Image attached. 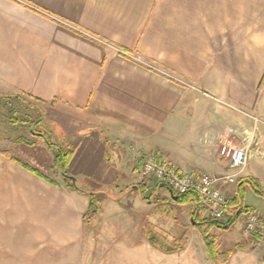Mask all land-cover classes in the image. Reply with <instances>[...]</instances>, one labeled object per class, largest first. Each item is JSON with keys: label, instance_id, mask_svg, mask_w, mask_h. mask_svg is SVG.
<instances>
[{"label": "crops", "instance_id": "1", "mask_svg": "<svg viewBox=\"0 0 264 264\" xmlns=\"http://www.w3.org/2000/svg\"><path fill=\"white\" fill-rule=\"evenodd\" d=\"M257 2L264 0H0V98L19 103L26 130L29 119L41 121L57 132L55 143L75 150L67 172L77 182L121 185L114 180L140 173L148 153L183 173L222 174V146L245 142L251 153L239 178L264 191ZM16 121L0 116V264H76L91 186H67L43 138L9 133ZM153 181L146 194L160 183ZM142 182L134 186L140 198ZM113 222L125 225L105 226ZM138 246L136 237L131 248L117 247Z\"/></svg>", "mask_w": 264, "mask_h": 264}, {"label": "rangeland", "instance_id": "2", "mask_svg": "<svg viewBox=\"0 0 264 264\" xmlns=\"http://www.w3.org/2000/svg\"><path fill=\"white\" fill-rule=\"evenodd\" d=\"M263 5V2H257L256 5L257 42L259 37H264V33L262 34L264 32ZM190 85L195 88L193 84ZM5 101L0 98V116L10 112L17 119L8 129L9 133L20 136L19 138L21 136L23 139L28 138V140H33L32 142H39L40 137L35 135L31 129L26 130L24 122L18 124V121L21 122L23 118L28 119L22 111L15 107L16 105L20 108L19 103ZM28 122L32 129L44 131L52 142L61 141L56 131L54 134L51 133L50 125L35 124L34 120L30 119ZM44 127H46L45 130ZM133 173L129 176L127 173L124 177L114 180L116 183H122L121 185L105 187L101 182L88 183L78 178L79 186L86 188L91 186L90 191L96 192L97 195L100 194V210L101 207L102 210L94 214L88 221L85 220V249L83 257L76 259V264H119V262L122 264H134V262L138 264L151 262L154 264L158 262L161 264H212L201 236L200 227L197 228L192 223V209L200 203L192 205L178 202L173 199L167 187L161 186L152 187L146 194V200L142 199L143 195L140 198L139 192L134 186L140 184V181L147 177L142 176L139 172ZM153 180L147 178L146 183L151 187ZM231 188H233L232 192L228 189L227 192L232 199L236 200L235 203L243 200L246 207L258 208L264 213L262 209L264 197L256 193L251 186L240 182V184H231ZM147 199L151 202H147ZM205 216L209 217L210 215L206 212ZM244 217L245 213H242L229 228H216L212 232L218 236L221 250L232 249L234 250L233 255L238 251H245L240 257L233 259V255L231 256L230 261L232 259L233 264H264V243H262L263 246L257 247L253 241L246 240L243 234L240 236L241 228H244L242 227ZM110 219H122L125 225L117 226L118 223L115 221L117 225L113 222V225L105 226ZM134 220L139 225H135ZM227 221L228 219L225 218L222 222L226 223ZM150 225L163 234L171 245H176L181 249L174 253H167L151 244L148 237ZM136 237L138 241L142 242V246H138L137 250L118 249V245L123 248H131ZM113 246H115L114 249Z\"/></svg>", "mask_w": 264, "mask_h": 264}, {"label": "built area", "instance_id": "3", "mask_svg": "<svg viewBox=\"0 0 264 264\" xmlns=\"http://www.w3.org/2000/svg\"><path fill=\"white\" fill-rule=\"evenodd\" d=\"M220 153L229 161V170L222 174L183 173L177 165L158 159L154 153L141 156L137 163L142 176L166 183L176 194L195 192L199 196L198 203L207 209L210 217L222 222L228 217L230 196L227 187L237 183L248 163L251 147L245 142L234 146L223 145ZM242 234L255 244L264 243V219L257 213L249 214Z\"/></svg>", "mask_w": 264, "mask_h": 264}, {"label": "trees", "instance_id": "4", "mask_svg": "<svg viewBox=\"0 0 264 264\" xmlns=\"http://www.w3.org/2000/svg\"><path fill=\"white\" fill-rule=\"evenodd\" d=\"M12 95H5L2 97H10ZM16 96V95H14ZM41 121H38L37 124H39ZM33 133L45 140L48 144V146L54 151L55 154V160H54V167L56 170H58L61 174H63L64 179L66 181L67 186H69L72 189H75L79 192L87 193L88 191L85 190L83 187L79 186L76 180H72L70 178V174L67 172V168L71 162V160L74 157L75 150L70 147L68 144H57L55 142H52L45 134L44 131H38L32 129ZM27 143H30V141H26ZM32 144V143H31ZM159 159V156H156ZM20 164H22L24 167L28 168L35 174L41 177H45L40 171L35 169L34 167L28 165L27 163L17 160ZM149 179H151L148 176H145ZM147 178L143 179L142 185H139V189L141 191V195H143V199H146V191L149 185L146 183ZM241 184L245 182L248 186H251L253 190L258 193L259 195L264 197V191L261 187V184L254 180L253 178H239L236 184ZM157 187H160V183ZM88 194L91 196V201L89 205L88 211L85 213L84 218L86 221H88L94 214L100 211V198L99 195H97L96 192H88ZM175 194V193H174ZM145 195V196H144ZM177 195V199H174L178 202L182 203H188V204H196L199 201V196L195 192H188L185 194H175ZM149 200V199H147ZM234 199H230L229 202V208L228 212H230L228 221L226 223L217 221L213 219L212 217H206L205 214L207 212V209L203 205H195L194 209H192V223L197 228L200 227L201 236L205 242L207 253L209 255V259L213 264H227L230 261L231 256L234 253V250L230 249L228 251H223L220 249V242L218 239V236L212 232L213 229L226 227L229 228L232 226L237 218L242 214L245 213L246 216L252 213H256L255 209L246 207L244 205V201L241 200L240 202H236ZM259 215V214H258ZM261 217V215H259ZM264 219V217H262ZM148 237L151 244H153L156 247H159L160 249L164 250L167 253H174L181 248L176 245H171L170 241L160 232H158L152 225L149 226L148 229Z\"/></svg>", "mask_w": 264, "mask_h": 264}, {"label": "water", "instance_id": "5", "mask_svg": "<svg viewBox=\"0 0 264 264\" xmlns=\"http://www.w3.org/2000/svg\"><path fill=\"white\" fill-rule=\"evenodd\" d=\"M70 178L72 179V180H76V177L75 176H70ZM160 186L161 187H167L168 188V190H169V192L171 193V195H172V197L174 198V199H177V195H175L174 193H173V190L168 186V185H166V183H160Z\"/></svg>", "mask_w": 264, "mask_h": 264}]
</instances>
